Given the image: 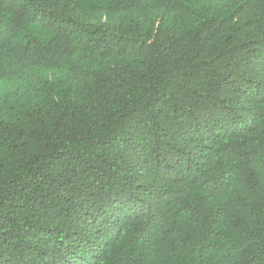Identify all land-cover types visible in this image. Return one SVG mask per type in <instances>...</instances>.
<instances>
[{"label":"trees","instance_id":"trees-1","mask_svg":"<svg viewBox=\"0 0 264 264\" xmlns=\"http://www.w3.org/2000/svg\"><path fill=\"white\" fill-rule=\"evenodd\" d=\"M0 264H264V0H0Z\"/></svg>","mask_w":264,"mask_h":264}]
</instances>
